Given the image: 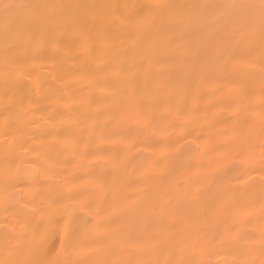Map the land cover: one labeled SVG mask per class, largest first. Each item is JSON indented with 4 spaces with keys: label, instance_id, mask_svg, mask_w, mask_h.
<instances>
[{
    "label": "bare ground",
    "instance_id": "6f19581e",
    "mask_svg": "<svg viewBox=\"0 0 264 264\" xmlns=\"http://www.w3.org/2000/svg\"><path fill=\"white\" fill-rule=\"evenodd\" d=\"M224 2L0 0L87 6L75 23L51 27L27 46L16 63L4 55L0 14V259L6 230L31 239L52 208L59 209V223L47 227L62 229L64 205L84 209L78 215L85 220L69 226L81 241V258L113 264L259 259V24L250 38L219 31L202 45L200 36H186L169 47L166 41L187 25L178 28L163 9L137 19L135 9L123 7ZM150 46L154 54L145 59ZM193 46L200 58L189 74L185 58ZM46 254L51 261L69 256L59 239Z\"/></svg>",
    "mask_w": 264,
    "mask_h": 264
},
{
    "label": "snow or ice",
    "instance_id": "6c2138e0",
    "mask_svg": "<svg viewBox=\"0 0 264 264\" xmlns=\"http://www.w3.org/2000/svg\"><path fill=\"white\" fill-rule=\"evenodd\" d=\"M86 7L79 4H0V14L5 20L4 55L6 60L10 59L16 63L25 54L27 46L34 43L37 38L48 35L51 27L62 28L69 23H75L81 14V10ZM100 7L118 6L104 5ZM123 7L135 9L137 19H142L163 9L176 19L178 28H184L187 25V30L181 33L179 37L173 36L166 41L169 47L175 44L178 38L186 36H200L202 45L210 42L212 34L219 31H227L230 35H239L241 38H250L251 34L255 32L257 24H259L260 37L264 40V0H259V3L225 0L224 3L124 5ZM58 8L63 9V13H57L56 9ZM9 21H14V23L10 24ZM153 54L151 46L143 53L145 59L153 56ZM223 54L228 55L227 52ZM199 58V46H193L190 54L185 58V63L189 65V74L195 72ZM7 85L8 81L6 80L5 86L7 87ZM261 166L262 171H264V153H262ZM262 197H264V189H262ZM57 203H61V201H57ZM261 206L264 208V198H262ZM63 209L67 223L62 229L53 231L47 227V225L59 223L55 219L59 209L52 208L47 219L42 221L41 225L36 226L31 239H25L22 234L9 233L6 230L3 235L4 258L0 259V264H113L108 259L93 260L79 256L78 249L82 244L69 226L77 221L85 220L84 216L78 215L84 209L75 208L71 205H64ZM20 227L32 228V225L21 224ZM41 227H43V231L40 230ZM61 232L63 238H61ZM54 239H59L61 249L69 253L67 259L56 261L47 259L46 248ZM95 244L100 248L105 247L99 241ZM245 264H264V238H262L259 259L247 261Z\"/></svg>",
    "mask_w": 264,
    "mask_h": 264
}]
</instances>
